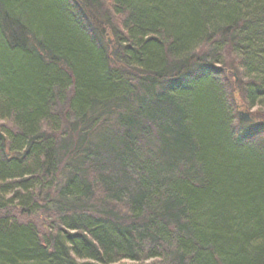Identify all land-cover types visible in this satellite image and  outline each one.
Returning a JSON list of instances; mask_svg holds the SVG:
<instances>
[{"label":"trees","instance_id":"1","mask_svg":"<svg viewBox=\"0 0 264 264\" xmlns=\"http://www.w3.org/2000/svg\"><path fill=\"white\" fill-rule=\"evenodd\" d=\"M0 131V264H264V0H0Z\"/></svg>","mask_w":264,"mask_h":264},{"label":"water","instance_id":"2","mask_svg":"<svg viewBox=\"0 0 264 264\" xmlns=\"http://www.w3.org/2000/svg\"><path fill=\"white\" fill-rule=\"evenodd\" d=\"M239 118L240 120L244 121V122H252V119L250 117V114L247 112H240L239 113ZM0 138L4 140L3 135L0 133Z\"/></svg>","mask_w":264,"mask_h":264},{"label":"bare ground","instance_id":"3","mask_svg":"<svg viewBox=\"0 0 264 264\" xmlns=\"http://www.w3.org/2000/svg\"><path fill=\"white\" fill-rule=\"evenodd\" d=\"M0 133L3 135V133L0 131ZM3 137H4V140L3 139H1V140H3V141H6V138H5V136L3 135Z\"/></svg>","mask_w":264,"mask_h":264},{"label":"rangeland","instance_id":"4","mask_svg":"<svg viewBox=\"0 0 264 264\" xmlns=\"http://www.w3.org/2000/svg\"><path fill=\"white\" fill-rule=\"evenodd\" d=\"M244 109V108H243ZM242 112H249V111H242ZM253 112V111H252ZM251 115H252V113L251 112H249Z\"/></svg>","mask_w":264,"mask_h":264}]
</instances>
